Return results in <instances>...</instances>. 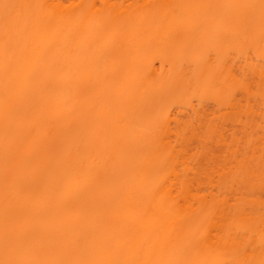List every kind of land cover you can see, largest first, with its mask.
Here are the masks:
<instances>
[{"label":"bare ground","instance_id":"obj_1","mask_svg":"<svg viewBox=\"0 0 264 264\" xmlns=\"http://www.w3.org/2000/svg\"><path fill=\"white\" fill-rule=\"evenodd\" d=\"M0 264H264V0H0Z\"/></svg>","mask_w":264,"mask_h":264},{"label":"snow or ice","instance_id":"obj_2","mask_svg":"<svg viewBox=\"0 0 264 264\" xmlns=\"http://www.w3.org/2000/svg\"><path fill=\"white\" fill-rule=\"evenodd\" d=\"M17 5H9V4H4L3 8L5 9V20L6 22L11 19V14L9 12V9H15L17 8Z\"/></svg>","mask_w":264,"mask_h":264}]
</instances>
